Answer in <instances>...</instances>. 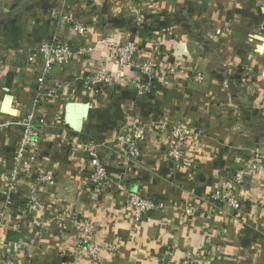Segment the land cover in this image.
Masks as SVG:
<instances>
[{
  "label": "crops",
  "instance_id": "1",
  "mask_svg": "<svg viewBox=\"0 0 264 264\" xmlns=\"http://www.w3.org/2000/svg\"><path fill=\"white\" fill-rule=\"evenodd\" d=\"M63 1L0 0V208L2 175L12 169L23 123L34 110L43 61L29 66L26 60L38 46L56 36L86 48L105 35L117 43L130 41L138 46V63L153 62L169 80L141 98L134 83L141 76L132 69L114 92L104 86L94 95L84 81L102 64L105 49L96 47L89 58L54 67L51 79L69 86L35 116L36 123L46 120L37 168L54 175L57 184L40 192L48 207V230L28 264H160L204 246L209 248L206 264H264V183L253 177L229 191L241 203L239 211L210 201L264 143V0H69V16L89 28L84 39L65 32L52 17ZM109 70L118 72L113 66ZM198 71L204 83L194 81ZM69 103L90 105L81 131L66 122ZM164 119L205 131L204 138L190 141L183 168L168 159L169 142L155 134L136 163L112 143L119 129ZM85 139L104 144L100 153L113 175L167 201L168 211L151 214L135 227L124 213L125 195L115 186L93 195L91 163L75 146ZM29 190L24 186L12 197L10 241L31 238L39 220L38 213L23 211ZM66 212L98 226L96 241L103 250L96 263L73 247L75 230H62L59 216ZM119 243L117 250L107 249Z\"/></svg>",
  "mask_w": 264,
  "mask_h": 264
},
{
  "label": "built area",
  "instance_id": "2",
  "mask_svg": "<svg viewBox=\"0 0 264 264\" xmlns=\"http://www.w3.org/2000/svg\"><path fill=\"white\" fill-rule=\"evenodd\" d=\"M67 2L68 0H64L52 12V17L58 20L60 28H63L65 32L68 30L83 39L90 36L89 28L83 20L69 16L66 11ZM95 47L105 49V55L101 56L102 64L84 81L87 90L94 95L102 93L104 86L118 87L122 82L121 79L126 74L128 75L132 69H137L141 76L139 81L134 82L139 97L147 96L153 89L162 88L169 80V74H162L153 62L138 63L139 51L136 43L130 41L117 43L106 35L99 38L90 48L75 47L68 39L64 40L62 37L56 36L52 41L41 44L28 55L26 65H34L40 59L43 61V68L38 77L34 110L23 123V132L13 158L12 169L2 175L5 200L0 208V264H28L31 250L38 246L48 230L44 223V214L48 212V207L41 201L40 192L46 187L56 186L57 180L54 175L37 168L39 164L37 149L42 139L41 128L46 125V120L41 117L36 123V110L46 101L57 97L63 87L69 86L51 79L54 67H66L75 57L89 58ZM109 66L115 67L118 72L112 73ZM175 70L172 68L170 74ZM194 81L200 84L204 83L205 77L201 71L195 73ZM150 134H155L160 140L169 142L166 156L175 161L179 168H183V159L189 149L190 141L196 136L204 138L205 131L204 129H191L179 122H170L164 119L149 124H133L119 129L115 132L112 143L125 151L129 162L136 163L142 156L143 144ZM70 145L74 146V143H70ZM75 146L84 153L91 163L92 170L88 178L92 189L91 193L99 196L107 188L115 186L117 193L125 195L124 213L131 217L135 227H140L151 214L168 211L169 203L167 201L150 197L140 189L130 188L127 177L111 173L108 159L100 153V149L104 146L103 143L100 144L94 139H85ZM253 177L256 178V181L264 183V143L253 150L251 162L235 173L233 179L225 185L224 190L215 191L210 197V201L224 203L228 208L237 211L241 210V203L231 197L229 191L244 185ZM24 186L29 187L30 190L25 197L23 211L29 214L38 213L40 217L32 230L31 238L10 241L8 240L10 220L15 210L12 197ZM59 218L63 224L64 232L72 229L77 233L75 245L73 241V247L75 246L77 252L89 256L96 263L103 250L96 241L98 226L89 218L73 212L62 213ZM118 248H120V243L111 245L107 249L114 251ZM208 253V246H204L197 252L186 253L183 259L161 262L160 264H206L208 263L206 260Z\"/></svg>",
  "mask_w": 264,
  "mask_h": 264
},
{
  "label": "water",
  "instance_id": "3",
  "mask_svg": "<svg viewBox=\"0 0 264 264\" xmlns=\"http://www.w3.org/2000/svg\"><path fill=\"white\" fill-rule=\"evenodd\" d=\"M7 103L11 102L12 97L8 96ZM90 105L82 103H69L67 105L66 122L75 131H81L84 121L88 118Z\"/></svg>",
  "mask_w": 264,
  "mask_h": 264
},
{
  "label": "trees",
  "instance_id": "4",
  "mask_svg": "<svg viewBox=\"0 0 264 264\" xmlns=\"http://www.w3.org/2000/svg\"><path fill=\"white\" fill-rule=\"evenodd\" d=\"M68 1H69V0H68ZM80 20H81V19H80ZM84 22H85V21H84ZM86 25H87V24H86ZM154 83H155V82H154ZM155 85H156V84H155ZM115 89H116V87L109 88V90H110V91H113V92L115 91ZM148 95H149V94H148ZM149 96H150V95H149ZM145 97L149 98L148 96H145ZM141 98H143V97H141Z\"/></svg>",
  "mask_w": 264,
  "mask_h": 264
}]
</instances>
